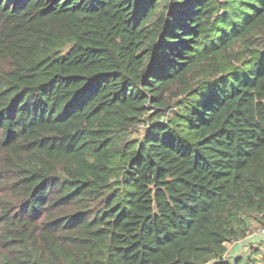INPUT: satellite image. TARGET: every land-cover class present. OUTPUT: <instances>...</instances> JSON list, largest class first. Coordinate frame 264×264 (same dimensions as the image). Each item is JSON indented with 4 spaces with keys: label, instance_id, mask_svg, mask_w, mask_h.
<instances>
[{
    "label": "trees",
    "instance_id": "1",
    "mask_svg": "<svg viewBox=\"0 0 264 264\" xmlns=\"http://www.w3.org/2000/svg\"><path fill=\"white\" fill-rule=\"evenodd\" d=\"M252 220L264 0H0V264H262Z\"/></svg>",
    "mask_w": 264,
    "mask_h": 264
},
{
    "label": "rangeland",
    "instance_id": "2",
    "mask_svg": "<svg viewBox=\"0 0 264 264\" xmlns=\"http://www.w3.org/2000/svg\"><path fill=\"white\" fill-rule=\"evenodd\" d=\"M143 130V126H139V131ZM137 136V132L134 134V137ZM263 229L262 224L252 220V223L249 227L248 235L238 241L226 243L227 251L224 255L225 260L230 263L234 262V259H238L240 263L243 258L246 256L255 257L257 260L263 264L264 262V236L259 233V230ZM255 249V250H254ZM253 250V251H252ZM255 253V254H253Z\"/></svg>",
    "mask_w": 264,
    "mask_h": 264
},
{
    "label": "built area",
    "instance_id": "3",
    "mask_svg": "<svg viewBox=\"0 0 264 264\" xmlns=\"http://www.w3.org/2000/svg\"><path fill=\"white\" fill-rule=\"evenodd\" d=\"M262 228H263V229H260V230H259V233L262 234V235H264V225H262Z\"/></svg>",
    "mask_w": 264,
    "mask_h": 264
}]
</instances>
